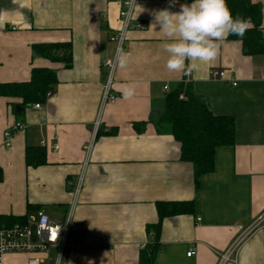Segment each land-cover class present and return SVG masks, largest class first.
Here are the masks:
<instances>
[{
    "label": "crops",
    "instance_id": "crops-1",
    "mask_svg": "<svg viewBox=\"0 0 264 264\" xmlns=\"http://www.w3.org/2000/svg\"><path fill=\"white\" fill-rule=\"evenodd\" d=\"M251 1L261 4L264 34V0ZM192 2L176 0L169 7V0H138L123 50L129 62L116 65L115 101L101 106L119 0H0V82L26 81L32 67H47L57 77L40 108L31 104L15 113L12 104L19 99L0 96V216L27 220L43 212L61 221L73 205L74 246L65 264H141L139 251L154 237L146 225L157 221L156 202L181 200H193V211L163 218L161 247L151 264H218L237 226L264 209V54H244L239 40L226 38L218 57L198 64L190 76L169 71L168 41L156 14L179 12ZM55 41L71 43L70 66L31 51L32 43ZM185 78L213 114L235 121L234 143L215 148L213 169L197 187L191 163L179 158L178 142L152 123L163 112L166 91ZM125 85H134L130 98ZM97 118L115 133H96L75 194L83 147ZM17 121L23 128L11 131L7 148L4 131ZM133 122H144L143 129ZM27 146L41 147L45 162L27 165ZM51 254L43 264H51ZM33 255L5 253L2 264H25ZM224 264H264V229Z\"/></svg>",
    "mask_w": 264,
    "mask_h": 264
},
{
    "label": "trees",
    "instance_id": "trees-1",
    "mask_svg": "<svg viewBox=\"0 0 264 264\" xmlns=\"http://www.w3.org/2000/svg\"><path fill=\"white\" fill-rule=\"evenodd\" d=\"M226 2L234 17L239 16L251 21V26L242 37L229 35L227 39L239 40L244 54H264L261 4L251 0H226ZM31 51L35 55L49 61L60 62L64 66L71 64V43L68 41L32 43ZM56 82L57 77L52 69L32 67L30 77L26 81L0 82V96L19 99V102L12 104L13 112L19 113L26 106L44 101L46 93L51 91ZM180 94H183V98H179ZM16 107H19L20 111H17ZM152 123L157 132H167L178 142L179 158L191 163L196 187L200 176L213 169L215 148L232 145L235 140L233 117L213 114L208 99L193 92L189 82L180 81L166 91L163 112L152 120ZM132 125L140 132L144 122H133ZM97 133L112 134L115 133V128L107 129L100 126ZM44 153L41 147L27 146L26 164L37 166L44 163ZM2 178L3 170L0 167V181ZM156 211L157 221L146 225V231L153 233L154 237L152 242L145 244L139 251L141 264H151L161 247L158 238L163 218L192 212L193 200L157 201ZM24 221V216H0V226Z\"/></svg>",
    "mask_w": 264,
    "mask_h": 264
},
{
    "label": "built area",
    "instance_id": "built-area-1",
    "mask_svg": "<svg viewBox=\"0 0 264 264\" xmlns=\"http://www.w3.org/2000/svg\"><path fill=\"white\" fill-rule=\"evenodd\" d=\"M138 0H119V25L110 34L109 39L114 44L113 56L104 62L106 69L105 82L103 94L101 99V106L115 101V95L112 92L113 74L116 69V56L117 49H125L127 33L134 25L133 13ZM13 27L12 29H14ZM212 75L224 76V71H211ZM183 82H188L185 78ZM234 84V83H233ZM168 86H165V90ZM47 96L50 92H47ZM183 98V94L179 95ZM39 102L33 103L34 108H40ZM100 119H96L93 124V135L91 140L83 147L84 160L82 163L81 171L77 177L76 184L74 185L75 194L78 192L82 183L84 174V165L89 159L90 151L94 137L101 126ZM23 124L19 121L15 122L4 131V144L10 148V135L11 131L22 129ZM73 212V205L67 210L63 220H56L50 218L47 214L39 212L37 216L31 217L24 222H14L10 225L0 226V264H2V257L5 253H20L26 252L34 254L25 264H43L46 259L51 257V264H65L67 250L74 246L73 242L69 239L70 221ZM264 229V209L255 217L250 223L246 225H238L237 233L228 244L226 249L220 254L218 264H224L226 261L232 260L233 256L237 253L243 242L251 236L255 231ZM194 253V249H190L187 255L190 256ZM41 254L42 256H39Z\"/></svg>",
    "mask_w": 264,
    "mask_h": 264
},
{
    "label": "clouds",
    "instance_id": "clouds-1",
    "mask_svg": "<svg viewBox=\"0 0 264 264\" xmlns=\"http://www.w3.org/2000/svg\"><path fill=\"white\" fill-rule=\"evenodd\" d=\"M175 3L169 0V7ZM156 20L168 41L164 44L167 69L185 76H190L198 64L213 62L229 35L242 37L251 26L250 20L232 15L226 0H193L190 5L182 4L179 12L160 10ZM128 62V54L118 48L117 66L124 68ZM125 89L126 98L135 92L134 85H125Z\"/></svg>",
    "mask_w": 264,
    "mask_h": 264
},
{
    "label": "water",
    "instance_id": "water-1",
    "mask_svg": "<svg viewBox=\"0 0 264 264\" xmlns=\"http://www.w3.org/2000/svg\"><path fill=\"white\" fill-rule=\"evenodd\" d=\"M16 109H18V110H19L20 108H19V107H16Z\"/></svg>",
    "mask_w": 264,
    "mask_h": 264
}]
</instances>
